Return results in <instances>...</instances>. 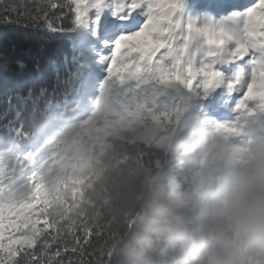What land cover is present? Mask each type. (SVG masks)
<instances>
[{
    "label": "trees",
    "instance_id": "1",
    "mask_svg": "<svg viewBox=\"0 0 264 264\" xmlns=\"http://www.w3.org/2000/svg\"><path fill=\"white\" fill-rule=\"evenodd\" d=\"M37 2L28 0L33 6ZM72 53L71 42L53 38L47 28L0 24V154L10 164L47 147L56 155L48 185H38L32 194L25 189L0 197V215L15 212L29 224V235L50 230L58 241L72 243L78 264H148L156 236L144 227V202L131 192V182L140 176L150 188L159 171L169 167L180 181L190 169L189 159L204 165L193 150L199 151L198 138L186 140L177 122L171 126L159 119L157 133L150 136L151 120L138 126L149 136L144 142L133 141L135 132L126 127L120 128L119 139L99 141L73 126L68 122L74 109L69 86L57 80L65 77ZM40 87L49 88L48 93L7 109L8 96ZM41 219L48 223L41 226Z\"/></svg>",
    "mask_w": 264,
    "mask_h": 264
},
{
    "label": "snow or ice",
    "instance_id": "2",
    "mask_svg": "<svg viewBox=\"0 0 264 264\" xmlns=\"http://www.w3.org/2000/svg\"><path fill=\"white\" fill-rule=\"evenodd\" d=\"M0 24L47 28L68 39L71 63L66 78H57L66 87L101 74L158 78L215 89L205 103L217 111L250 101L264 108V0H0ZM48 91L8 96L7 109ZM29 227L15 212L0 215V264H78L72 243L50 230L29 235Z\"/></svg>",
    "mask_w": 264,
    "mask_h": 264
},
{
    "label": "clouds",
    "instance_id": "3",
    "mask_svg": "<svg viewBox=\"0 0 264 264\" xmlns=\"http://www.w3.org/2000/svg\"><path fill=\"white\" fill-rule=\"evenodd\" d=\"M144 227L156 236L148 264H264V138L247 152L219 148L180 181L140 176Z\"/></svg>",
    "mask_w": 264,
    "mask_h": 264
},
{
    "label": "rangeland",
    "instance_id": "4",
    "mask_svg": "<svg viewBox=\"0 0 264 264\" xmlns=\"http://www.w3.org/2000/svg\"><path fill=\"white\" fill-rule=\"evenodd\" d=\"M81 81V85H84L82 94L86 95L85 97L80 94L79 83ZM81 81L70 85L71 94L77 103L75 117H80L79 112L85 104V113L79 119V123L86 132H94L98 140L106 136L118 137V124L120 123L133 129L139 121L150 119L151 129L156 133L159 128L156 125L158 119L163 124L169 122L172 126L177 119L183 118L186 123L185 132L193 134L197 132L201 135L200 140L207 142L205 143L206 152H215L219 148L245 152L246 146L238 138L231 124L221 123L216 127L211 124L204 105L209 95L202 87L199 90L201 93L199 97H193L191 90L183 88L182 85L162 84L158 78L125 77L124 80V78L109 77L105 80L101 74L96 80L83 79ZM125 82L131 84L125 85ZM111 84L118 85V87H111ZM173 101L176 103L182 101L184 104L182 115H177L179 107L168 104ZM249 114L254 116V110H250ZM260 115L262 116L261 113ZM181 125L183 127V122ZM149 136L136 133L132 139L135 142H144ZM172 137H175V134ZM42 159L43 155L36 158L31 157L25 162L21 161L10 167H8L9 163L0 164V174L2 173L0 175V188H2L0 197L15 193L21 189L22 184L26 185L29 174L38 172L37 167ZM46 167V164L43 165V170ZM158 176L164 177L168 182L175 181L173 170L170 167L159 171Z\"/></svg>",
    "mask_w": 264,
    "mask_h": 264
},
{
    "label": "bare ground",
    "instance_id": "5",
    "mask_svg": "<svg viewBox=\"0 0 264 264\" xmlns=\"http://www.w3.org/2000/svg\"><path fill=\"white\" fill-rule=\"evenodd\" d=\"M82 102H83V101H82ZM82 106H83V108L86 107L85 104L82 105ZM83 108H82V110L79 112V116H81V115H83V113H85V108H84V109H83Z\"/></svg>",
    "mask_w": 264,
    "mask_h": 264
}]
</instances>
